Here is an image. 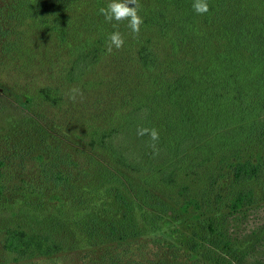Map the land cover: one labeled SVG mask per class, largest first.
Segmentation results:
<instances>
[{"label": "trees", "instance_id": "trees-1", "mask_svg": "<svg viewBox=\"0 0 264 264\" xmlns=\"http://www.w3.org/2000/svg\"><path fill=\"white\" fill-rule=\"evenodd\" d=\"M108 3L92 0L89 8L85 0L1 2L0 43L6 51L14 48L5 37L33 16L61 45L70 46V63L61 67L67 82L93 84L88 75L111 53L109 34L129 28L127 21H105L99 8ZM139 3L140 33L129 30V39L113 54L129 53L126 60L135 66L130 72L121 67L116 78L124 77L118 88L123 111L106 126L92 128L89 123L82 135L107 155L110 165L104 168L110 174L99 178L104 193H90L89 210L78 214L74 226H81L84 235L71 247L77 243L89 257L99 247L112 249L102 264H215L198 238L200 230L216 234L213 221L204 216L221 205L232 211L255 204L258 192L247 184L264 174V0H208L210 10L203 15L193 10V0ZM85 4L87 18L80 20L77 14ZM63 94L53 83L39 90L52 104ZM140 127L158 130L157 153L148 135H137ZM225 183L231 193L222 191ZM3 189L0 182V194ZM169 212L189 220L193 236L188 260H168L173 245L172 221L165 217ZM220 235L218 245L231 253L230 238ZM59 241L50 232L38 235L20 228L7 229L1 239L7 251L25 259L58 251ZM132 242L145 246L141 257L127 259ZM149 254L156 256L150 260Z\"/></svg>", "mask_w": 264, "mask_h": 264}, {"label": "rangeland", "instance_id": "rangeland-1", "mask_svg": "<svg viewBox=\"0 0 264 264\" xmlns=\"http://www.w3.org/2000/svg\"><path fill=\"white\" fill-rule=\"evenodd\" d=\"M8 1L0 0V3ZM85 1L90 8L92 0ZM86 4L77 14L80 20L87 18ZM14 29L5 40L11 39L15 47L6 51L4 43H0V182L4 185L0 194V263L102 264L105 254L112 249L99 247L89 257L77 243L76 247H71L84 235L81 226H74L78 214L89 210L93 197L90 193L104 191L98 186L99 178L103 173H109L104 167L110 165L107 155L93 149L82 135L89 123L93 124L92 128L106 126L123 111L121 97L124 95L118 88L124 77L118 82L116 78L121 67L130 72L135 66L129 58L126 60L129 53L116 56L113 55L116 53L114 48L113 53L88 75L93 84L69 83L62 76L61 67L70 63V46L61 45L54 32L46 30L33 16H26ZM129 30L123 27L124 40L129 39ZM84 35L77 39L82 40ZM75 40L71 45L76 43ZM133 79L127 81L131 87ZM112 80H115L114 84L110 83ZM144 81L147 88V79ZM52 83L61 87L64 93L56 104L39 96L40 88ZM73 88L82 93L76 102L69 99ZM128 90L123 89V92ZM57 174H62L63 179L56 181ZM227 185L223 184L222 191L231 193L232 188ZM247 185L258 192L255 204L232 211L221 205L219 210L204 216L213 221L216 234L207 236L205 230H200L198 238L206 245L204 253L215 258V264H264V174ZM165 217L172 221L169 242L173 245L168 249V260L177 257L188 260V246L193 236L187 227L189 220L184 215L175 218L170 212L165 213ZM9 228H20L38 235L50 232L62 246L52 254L37 252L30 259L19 257L7 251L1 243ZM220 232L230 238L231 253L218 245ZM144 246L145 243L135 246L132 242L125 252L126 258L141 257ZM120 249L113 248L114 253ZM161 253L159 250L157 256L153 253L148 257L151 260Z\"/></svg>", "mask_w": 264, "mask_h": 264}, {"label": "clouds", "instance_id": "clouds-1", "mask_svg": "<svg viewBox=\"0 0 264 264\" xmlns=\"http://www.w3.org/2000/svg\"><path fill=\"white\" fill-rule=\"evenodd\" d=\"M139 0H109L106 7H100L99 13L103 15L106 22H128V27L132 33L138 35L143 24V17L140 12ZM193 10L200 15L206 14L210 10L208 0H193ZM115 26V25H114ZM124 37L119 31H114L108 36V51L112 52L113 48L121 49L124 46ZM82 96L79 89L73 88L70 90L69 99L76 102L77 96ZM138 136L148 135L153 142L150 147L153 148L154 153L158 150L155 147V142L159 140V132L156 128L140 127L137 129Z\"/></svg>", "mask_w": 264, "mask_h": 264}]
</instances>
